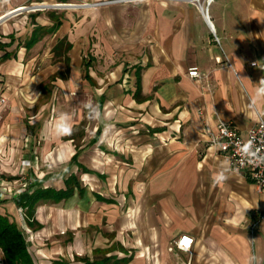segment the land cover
I'll use <instances>...</instances> for the list:
<instances>
[{
	"label": "crops",
	"instance_id": "1",
	"mask_svg": "<svg viewBox=\"0 0 264 264\" xmlns=\"http://www.w3.org/2000/svg\"><path fill=\"white\" fill-rule=\"evenodd\" d=\"M208 15L190 0H0V213L27 224L35 264H264V189L210 141L220 121L247 135L264 119V0H211ZM39 189L70 194L29 216ZM184 233L191 249H170Z\"/></svg>",
	"mask_w": 264,
	"mask_h": 264
},
{
	"label": "built area",
	"instance_id": "2",
	"mask_svg": "<svg viewBox=\"0 0 264 264\" xmlns=\"http://www.w3.org/2000/svg\"><path fill=\"white\" fill-rule=\"evenodd\" d=\"M198 5L205 17L208 19V5L211 0H190ZM40 6V5H38ZM37 6L32 4L19 6L9 12L4 17L17 15L28 9H35ZM188 73L193 78H200L201 72L198 66L189 68ZM127 81V80H126ZM2 102L6 101L5 97H1ZM212 144L218 145L220 150L228 157L231 167L235 170L247 172L251 178L258 184L260 189H264V119L261 118L254 125H252L247 135H243L241 131L234 125L226 121H220L217 124V131L213 133L210 138ZM25 166L31 167L32 163L29 159H24ZM28 180L20 182L21 187L27 188L29 186ZM23 190V189H22ZM22 190H19L21 192ZM7 196V192L0 191V197ZM21 217L25 221L27 216L23 206L19 207ZM256 226L254 223L253 227ZM24 230L29 233L27 237L30 238V229L27 224L24 225ZM194 241V237L188 233L181 234L172 241L170 249L175 247L190 250ZM191 264V263H189Z\"/></svg>",
	"mask_w": 264,
	"mask_h": 264
},
{
	"label": "trees",
	"instance_id": "3",
	"mask_svg": "<svg viewBox=\"0 0 264 264\" xmlns=\"http://www.w3.org/2000/svg\"><path fill=\"white\" fill-rule=\"evenodd\" d=\"M55 193L56 198H63L70 194L69 191H53L51 189H39L33 196L28 198L25 203L27 205V214L33 212L35 204L41 199L50 197ZM25 209V208H24ZM26 214V215H27ZM30 218L27 216V221ZM0 249L4 253L7 264H35L32 255L28 249V240L21 227L14 220H10L7 215L0 213ZM55 264H73L64 260H55ZM85 264V263H84Z\"/></svg>",
	"mask_w": 264,
	"mask_h": 264
},
{
	"label": "rangeland",
	"instance_id": "4",
	"mask_svg": "<svg viewBox=\"0 0 264 264\" xmlns=\"http://www.w3.org/2000/svg\"><path fill=\"white\" fill-rule=\"evenodd\" d=\"M25 179H26V177H23V180H25ZM21 181H22V180H21ZM19 185H20L19 187H21L22 184L19 183ZM24 232H25V233H29L27 230H24ZM27 236H28V234H27ZM27 239H30V238L28 237Z\"/></svg>",
	"mask_w": 264,
	"mask_h": 264
},
{
	"label": "clouds",
	"instance_id": "5",
	"mask_svg": "<svg viewBox=\"0 0 264 264\" xmlns=\"http://www.w3.org/2000/svg\"><path fill=\"white\" fill-rule=\"evenodd\" d=\"M262 91H264V89H262ZM65 131H70V129L69 128H65Z\"/></svg>",
	"mask_w": 264,
	"mask_h": 264
},
{
	"label": "water",
	"instance_id": "6",
	"mask_svg": "<svg viewBox=\"0 0 264 264\" xmlns=\"http://www.w3.org/2000/svg\"><path fill=\"white\" fill-rule=\"evenodd\" d=\"M53 6H61V5H53ZM6 18V17H5ZM2 19H0V21H1Z\"/></svg>",
	"mask_w": 264,
	"mask_h": 264
}]
</instances>
